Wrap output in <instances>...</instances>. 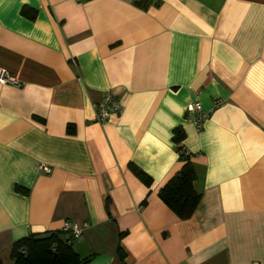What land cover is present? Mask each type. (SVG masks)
Segmentation results:
<instances>
[{"label":"crops","instance_id":"1","mask_svg":"<svg viewBox=\"0 0 264 264\" xmlns=\"http://www.w3.org/2000/svg\"><path fill=\"white\" fill-rule=\"evenodd\" d=\"M0 69V264L64 222L82 264H264V0H0Z\"/></svg>","mask_w":264,"mask_h":264},{"label":"trees","instance_id":"2","mask_svg":"<svg viewBox=\"0 0 264 264\" xmlns=\"http://www.w3.org/2000/svg\"><path fill=\"white\" fill-rule=\"evenodd\" d=\"M175 140L179 138V131H173ZM177 157L180 163L178 170L164 183L159 190L160 200L180 219L187 218L198 202L199 195L192 189L194 179L189 162V154L184 149L177 148ZM136 175L143 179L140 171ZM64 238V232H48L42 237L29 236L15 242L10 250V257L14 264H82L70 249Z\"/></svg>","mask_w":264,"mask_h":264},{"label":"built area","instance_id":"3","mask_svg":"<svg viewBox=\"0 0 264 264\" xmlns=\"http://www.w3.org/2000/svg\"><path fill=\"white\" fill-rule=\"evenodd\" d=\"M76 2H81L82 0H75ZM0 84H10L12 86H17L18 83L7 75V73L0 69ZM215 103L214 106H217ZM94 109V121L102 124L106 122L111 114H119L120 108L116 100L108 93L105 92L99 99L97 103L92 104ZM186 112L192 115V125L196 131L201 130L203 121L207 117V114L202 111L200 104L197 102L191 103L186 107ZM186 154V151H183ZM43 169V168H41ZM45 170V169H43ZM87 227L86 224L78 225L76 223L64 222L60 228V231L68 234V243L72 240H76L81 231Z\"/></svg>","mask_w":264,"mask_h":264}]
</instances>
